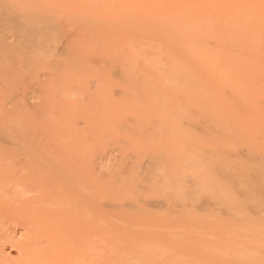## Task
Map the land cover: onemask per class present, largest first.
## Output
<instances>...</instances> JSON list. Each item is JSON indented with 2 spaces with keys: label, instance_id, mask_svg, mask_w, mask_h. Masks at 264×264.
Masks as SVG:
<instances>
[{
  "label": "bare ground",
  "instance_id": "bare-ground-1",
  "mask_svg": "<svg viewBox=\"0 0 264 264\" xmlns=\"http://www.w3.org/2000/svg\"><path fill=\"white\" fill-rule=\"evenodd\" d=\"M58 1L0 0V264H264V0Z\"/></svg>",
  "mask_w": 264,
  "mask_h": 264
},
{
  "label": "rangeland",
  "instance_id": "rangeland-1",
  "mask_svg": "<svg viewBox=\"0 0 264 264\" xmlns=\"http://www.w3.org/2000/svg\"><path fill=\"white\" fill-rule=\"evenodd\" d=\"M48 2H49L48 5L44 4L40 8H43V10H45L47 12L49 18H51L55 21H58L60 23L59 24L60 26H65V21H63L60 18V15L61 14L63 15V13H62L63 11H60V9H58V5L60 6L61 3L58 0H48ZM0 38H4L3 33H0ZM19 49H21V50H19ZM16 50L21 52V51H27L28 48L27 47L25 48V46L21 45V47L16 49ZM19 52H17V53H19ZM21 57L22 56H20V57L18 56V57H16V59H14V62H10L9 66L11 67V73H9L7 75V78H5V79L1 78L0 79V93H5L6 94L5 98H7V96L8 97L17 96V97H20L22 99L24 94L30 93V92H33L34 94H36V92L38 91V87L36 86V83L41 81V79H37V77L35 75H37L38 72H43L42 67H40L41 60L33 61L31 59H21ZM45 60L47 61L49 59L46 58ZM32 69H37L38 70L37 74H35V73L32 74V72H31ZM7 92H8V94H7ZM22 103H25V102L22 101ZM26 103H27L26 106L29 109H31L32 105L28 102H26ZM75 121L81 122L82 119L81 118L78 120L76 119ZM91 136L92 135H88L85 138V140H89ZM120 138L122 140L124 137L120 136V137H117L115 139L120 140ZM104 139H107V138H104ZM104 142H106V144H105L107 146L106 149H110L112 146L111 143H110L111 146H109V143H107V141H104ZM63 144H64V146H62V148L59 149V150L62 149L60 152L62 154L63 159L66 158L65 160L66 161L68 160L69 162L71 161V163L74 161H76V164L80 163V160L82 159L80 147H82L83 142H81L80 139H78V140L72 139L70 142H68L66 144L63 143ZM113 146L118 151L120 150V148L121 149L123 148L122 145L121 144L119 145L118 143H116V144L114 143ZM113 146H112V148H113ZM125 150L128 152L132 151V150H128V149H125ZM148 152L152 153L151 149H148V151L145 153H148ZM145 153H142V154H145ZM147 156L148 155H143L141 157H138L137 160L135 161V163L133 164L132 169H131L132 173L135 171L137 173L135 180L138 182L140 181L139 183L143 186L145 185L143 183V179L145 177L144 173L146 171L144 163L148 160ZM75 158H76V160H75ZM81 162H82V160H81ZM164 162H165V160H163V162L161 164H164ZM77 165L79 167L81 164H77ZM148 168L150 170V165H148ZM79 176H81V175H79ZM190 187H192V186H190ZM141 196H143V194L136 191L135 194L132 193L129 196L124 197V202L125 203L135 202L137 200V197L139 199V198H141ZM74 197L72 199L76 198V197L75 198ZM1 206H2V204L0 201V207ZM69 224H70L69 227L65 231H63V233L60 235V237H61L62 241H70V243L73 242L75 244L76 240L78 241L80 239V236H81L80 233L76 232L78 230L77 228H80L79 227L80 222L79 221L78 222L72 221ZM82 235H83V232H82ZM83 241L84 240H81V241L79 240L78 242H83ZM68 250H70V252H68V253H71L70 255H72L75 248L74 249H68Z\"/></svg>",
  "mask_w": 264,
  "mask_h": 264
}]
</instances>
